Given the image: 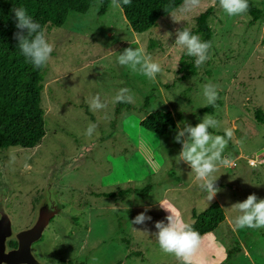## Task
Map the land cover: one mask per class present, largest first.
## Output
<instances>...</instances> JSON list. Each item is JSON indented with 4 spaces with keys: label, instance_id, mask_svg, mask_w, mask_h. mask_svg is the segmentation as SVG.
<instances>
[{
    "label": "rangeland",
    "instance_id": "1",
    "mask_svg": "<svg viewBox=\"0 0 264 264\" xmlns=\"http://www.w3.org/2000/svg\"><path fill=\"white\" fill-rule=\"evenodd\" d=\"M252 2L264 12V0ZM99 7L96 0L87 14H70L61 28H46L54 44L41 92L46 135L33 149L0 151V218L9 219L7 250L12 241L18 245V233L34 226L39 209L58 207L30 244L37 264H91L94 256L99 264H179L152 235L155 223L169 214L158 204L167 199L189 224L193 210L201 213L213 202L224 209L225 221L204 236L194 264H264V228L234 231L238 213L230 209L252 193L264 199V127L252 116L254 108L264 110V16L250 24L246 13L230 17L214 0H201L199 8L186 13L180 7L138 35L120 8L111 3L100 16ZM209 7L214 13L211 58L189 81H180L177 68L187 51L175 45L176 32L192 31L196 17ZM128 47H143L161 64L155 81L119 65L118 56ZM207 83L217 85L219 94L208 115L220 126L209 130L234 129L223 154L230 165L215 174L221 191L210 202L190 167L176 162L181 144L174 140L178 122L195 126L206 115L200 110L207 106ZM122 88L131 90L134 103L118 107L114 98ZM97 94L107 107L92 111L87 101ZM155 111L173 115L172 135L141 127ZM89 123L98 125L91 137L85 135ZM147 186L146 195L100 196ZM146 207L152 220L132 226Z\"/></svg>",
    "mask_w": 264,
    "mask_h": 264
},
{
    "label": "clouds",
    "instance_id": "2",
    "mask_svg": "<svg viewBox=\"0 0 264 264\" xmlns=\"http://www.w3.org/2000/svg\"><path fill=\"white\" fill-rule=\"evenodd\" d=\"M130 4L131 0H122V3L121 0H112V7L115 8ZM219 5L230 17L244 14L249 10V0H219ZM200 6L201 0H184L180 11L187 13ZM12 12L15 14L18 29L13 38L18 41L22 55L36 69L46 67L54 51V44L49 42L46 29L35 21L23 6L14 7ZM175 45L186 49L188 56L195 57V67H200L211 58L212 41H203L198 34H193L189 27L177 30ZM118 63L153 81L156 80L157 74L163 71L161 64L154 61L143 47L124 49L118 56ZM203 96L207 105H215L219 99L218 86L212 83L203 85ZM87 102L92 111L107 107L99 94L91 97ZM114 102L134 103V94L128 88H122L116 94ZM181 111H183L182 107ZM219 126L220 122L214 116L206 114L195 126L187 121L178 122L177 134L174 137L175 142L181 144V150L175 158L176 162L187 164L195 173L199 188L207 194L206 198L209 202L221 191L217 186L219 178L215 174L220 168L230 165V159L223 154L234 136L233 128H226L224 135H217L209 130L218 129ZM97 128V124L89 123L85 135L91 137ZM158 204L163 211L169 213L165 220L155 223L157 231L152 234L158 241L161 251L173 255L179 264H194V257L201 248L204 237L174 210V206L167 199L158 201ZM230 209L238 213L233 222L234 231L243 228H264V199L259 198L255 193L248 195L242 202L232 204ZM113 210L119 211L120 207L113 205ZM124 211L127 213L128 205L125 206ZM148 211L150 208L146 207L144 212L130 221L131 225L151 221L152 217L146 214ZM133 229L137 230L135 227ZM91 264H99L98 257H92Z\"/></svg>",
    "mask_w": 264,
    "mask_h": 264
},
{
    "label": "trees",
    "instance_id": "3",
    "mask_svg": "<svg viewBox=\"0 0 264 264\" xmlns=\"http://www.w3.org/2000/svg\"><path fill=\"white\" fill-rule=\"evenodd\" d=\"M95 1L0 0V151L15 147L33 149L46 135L44 110L41 108L44 67L36 69L22 55L18 41L13 38L18 29L12 9L23 6L43 28H61L70 14H87ZM99 1L98 15L103 16L112 0ZM214 1L219 3V0ZM183 2L184 0H131L130 5H122L120 9L132 32L142 35L156 28L160 19L178 10ZM213 14V7H209L196 17L192 33L198 34L203 41L212 39L210 20ZM246 14L250 17V24L264 16L263 10L252 0H249V10ZM194 62L192 56L181 57L177 68L180 81L187 82L196 75ZM124 104L127 105L120 103L118 107ZM214 107L215 105H207L200 113L211 114ZM252 116L257 124L264 127V110L256 107ZM140 125L147 131L164 136L172 135L176 129L173 115L163 111L150 113ZM149 191L150 186H147L144 190H119L117 193H104L100 196L115 199L131 193L146 195ZM191 217V225L204 237L214 232L225 221V212L219 203L213 202L201 213L193 210Z\"/></svg>",
    "mask_w": 264,
    "mask_h": 264
},
{
    "label": "water",
    "instance_id": "4",
    "mask_svg": "<svg viewBox=\"0 0 264 264\" xmlns=\"http://www.w3.org/2000/svg\"><path fill=\"white\" fill-rule=\"evenodd\" d=\"M58 212V207L53 211L45 207L39 209L34 226L17 234L18 247L11 250H7L5 244L8 236L9 219L7 216H2L0 218V264H37L30 251V244L41 237L44 229L48 226L49 220Z\"/></svg>",
    "mask_w": 264,
    "mask_h": 264
},
{
    "label": "flooded vegetation",
    "instance_id": "5",
    "mask_svg": "<svg viewBox=\"0 0 264 264\" xmlns=\"http://www.w3.org/2000/svg\"><path fill=\"white\" fill-rule=\"evenodd\" d=\"M18 247V245H16V243L14 241H12L10 243V245H8V248L11 250V249H16Z\"/></svg>",
    "mask_w": 264,
    "mask_h": 264
}]
</instances>
